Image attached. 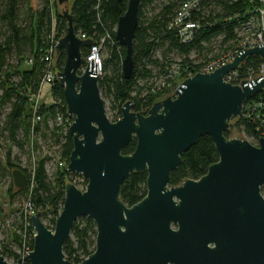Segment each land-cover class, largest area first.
<instances>
[{
    "label": "water",
    "instance_id": "1",
    "mask_svg": "<svg viewBox=\"0 0 264 264\" xmlns=\"http://www.w3.org/2000/svg\"><path fill=\"white\" fill-rule=\"evenodd\" d=\"M69 3L73 0H57L67 31L55 46L53 64L57 56H65L62 70H55L73 120L68 172L82 175L88 185L83 192L66 185L54 230L39 213L31 217L34 249L17 264H73L63 250L80 218H90L97 229L95 252L81 264H264V138L254 145L241 134L237 139L225 136L231 121L241 118L245 103L264 90V80L260 74L250 82L241 80V86L224 81L248 57L264 61V42L242 50L233 63L213 73L184 78L147 116L126 102L121 119L112 122L94 60L80 74L83 51L94 41L76 33ZM139 6L140 0H129L116 30L117 43L126 49V80L135 66ZM203 136L214 141L219 161L201 179L173 186L171 174ZM134 140L135 151L124 155ZM143 172L148 174L147 195L128 207L121 200L122 185L131 174ZM12 176L18 189L26 188L22 171ZM0 264H10L1 253Z\"/></svg>",
    "mask_w": 264,
    "mask_h": 264
},
{
    "label": "trees",
    "instance_id": "2",
    "mask_svg": "<svg viewBox=\"0 0 264 264\" xmlns=\"http://www.w3.org/2000/svg\"><path fill=\"white\" fill-rule=\"evenodd\" d=\"M189 1L191 0H140L138 27L133 43L135 66L129 80L123 76L126 49L116 41L118 22L126 14L129 0H73L72 4L69 3L76 33L92 39L97 45L104 41L103 48L107 52L106 58H103L99 88L101 94L111 100L112 110L117 111L119 117L127 101H134L137 111L147 113L154 103L169 97L170 94L165 91L158 94H153L152 91L158 81L167 77L174 65L198 69L201 65L189 60L192 53L208 57L213 53L214 43L217 49L225 48V53L236 46L237 22L233 18L244 13L249 0H218L214 5H201L199 11L194 12L190 18L191 22L199 23L201 28L195 32L192 43L182 44L176 31L171 30L169 25L183 4ZM57 5L54 0H0V106L8 105L5 121L0 125V147L3 137L21 149L24 142L29 140L34 117L30 98L37 95L44 72L42 50L48 46L54 29L58 40L67 31V21L61 12L54 10ZM158 51H161V58L156 57ZM89 52L90 48L84 50V56ZM174 56L184 58V61H175ZM30 60L33 61L32 64L29 63ZM259 62L257 56H250L248 59L249 65L253 67ZM64 63L65 56H57L56 70L61 71ZM261 95L264 96L256 95L253 101L258 100ZM52 98L53 105H42L38 109L37 114L42 120L35 131L40 132L41 125L49 131L50 124L54 123L52 137L59 139L57 155L59 160L69 162L74 143L69 131L56 122L58 116L68 117L64 89L57 79L52 86ZM111 120L118 121L117 118ZM233 122L235 125H232ZM235 127L255 143L259 138H264V117L232 120L230 129L225 133L228 139ZM22 132L24 140L20 139ZM136 145L137 141L134 140L123 150V154H132ZM218 161L219 153L214 141L209 136H203L183 155L181 165L171 174V184L178 186L186 180H199ZM15 168L22 170L15 164L9 149L5 155V164H0V179L9 176V170L14 171ZM69 176L66 167L57 168L51 180L43 160L37 166L34 187L28 191L34 208L38 211H41L39 207L42 208V220L50 230H54L56 220L63 210ZM147 178L146 172L133 173L124 181L121 200L126 206L132 207L146 197ZM18 191L23 193L26 190ZM262 192L264 194V188ZM47 207L52 209L54 215L48 222L45 213ZM28 228L30 233L27 243L33 249V228ZM96 238L95 223L90 218H80L64 246L65 258L73 264H81L95 252ZM0 253L6 258L5 252ZM10 257L15 262L21 260L16 253H10Z\"/></svg>",
    "mask_w": 264,
    "mask_h": 264
},
{
    "label": "built area",
    "instance_id": "3",
    "mask_svg": "<svg viewBox=\"0 0 264 264\" xmlns=\"http://www.w3.org/2000/svg\"><path fill=\"white\" fill-rule=\"evenodd\" d=\"M218 0H191L183 4V6L179 9L174 21L170 23L169 28L173 31H176L177 38L181 41L182 44L192 43L194 40V35L196 31L200 30V24L196 22H191L190 18L194 12L199 11L201 5L208 3L214 5ZM233 21L237 22L236 32L238 34V42L236 46L224 53L218 58L212 59L205 64H200L198 69L191 68L190 66L185 65L184 67L181 65H174L167 73V77L158 81L155 89L152 91L153 94L161 91H169V94H172L176 91L181 84L184 78H191L196 73L201 74H210L214 71L218 70L222 66H226L228 64L233 63L236 56L246 48H255L259 44L264 42V0H249L247 3V7L243 14H238L234 16ZM81 39H87L84 35H78ZM58 43V39H56L55 29L53 30L52 37L50 38L48 46L45 50H42L43 59L41 62L44 63V72L43 77L40 83V88L37 95L30 98V102L34 108V117L32 119V124L34 122H40L42 119L37 114L38 109L42 105H53L54 101L52 98V86L54 81L57 79L56 75V63L54 67V55H55V46ZM103 43L101 41L100 45L94 43V46L90 48V52L84 56V66L82 67L80 74L85 71L86 66L94 60V63L97 64V73L98 78L102 76L103 72ZM258 57V56H257ZM260 59L259 64L256 67L249 65L248 59L244 60L237 69L229 72L224 81L226 83L241 86V80L248 79V82L252 81L253 76L262 75L264 80V61ZM30 64L33 63L32 60L29 61ZM59 72V70H57ZM183 71V73H182ZM184 74V76H182ZM180 77V81H178ZM48 93H47V92ZM259 94H264V90ZM258 94V95H259ZM254 96L253 98H255ZM263 97V98H262ZM253 98L246 102L243 109V114L241 116L244 118H261L264 117V96L261 95L258 100L253 101ZM121 119V118H119ZM118 119V120H119ZM240 119V118H239ZM56 122L61 125L66 131L69 130L72 120L67 117L64 118L62 116H58ZM258 144V140L257 143ZM58 168L67 167V163L65 161H60L58 159ZM75 184L81 190L86 189L85 178L82 175H77V179L75 180ZM35 212L33 211L32 206L29 205V212L25 214L26 222L28 218L31 217ZM30 226V223H27ZM32 241L35 239V233L33 232V236H31ZM31 241V240H30ZM34 249V248H33ZM32 247H27L26 252L24 253L23 260L27 253L33 252ZM24 264H26L24 262Z\"/></svg>",
    "mask_w": 264,
    "mask_h": 264
},
{
    "label": "rangeland",
    "instance_id": "4",
    "mask_svg": "<svg viewBox=\"0 0 264 264\" xmlns=\"http://www.w3.org/2000/svg\"><path fill=\"white\" fill-rule=\"evenodd\" d=\"M54 1L57 3V0ZM56 7L57 8H54V10L57 9L58 13H60L58 5ZM56 36L58 37V34ZM63 36L64 35H61L60 38ZM212 50L213 53L209 54L208 57L198 56L197 54L192 53L189 57V60H191L193 64H205L211 59L216 58L222 53H225V48L224 50L217 49L216 43H214ZM106 52V48L104 47L102 50L103 58H106ZM160 56L161 51H158L156 53V57L161 58ZM173 58H175V61H184V58L178 56H174ZM182 76H184V74H182ZM178 79V81L181 80L180 77ZM165 92L170 93L166 90ZM158 93L159 92H157V94ZM1 94L2 92L0 90V96ZM101 96L106 106L108 118L110 120L115 118L118 120L121 118L122 116L119 117L117 115V111L112 110L111 100L104 97L103 95ZM7 111L8 105L0 106L1 126L5 121V115ZM232 125H235V122H233ZM50 126L54 127V123L50 124ZM40 128V132L29 135V140L24 142L23 149L18 146H14L11 142L6 140L5 137H3L0 147V164H5V155L8 153L9 149H11L12 159L14 160L15 164L18 167L26 169L28 172L32 171L34 163L38 165L44 160L46 162L47 174L50 179L53 180L54 174L57 171V167H55L54 159L50 158L49 154H53L54 148H58L59 139L50 137L49 131L45 130L42 125ZM239 134H241L245 140H248L250 143L254 142L253 144L257 145L255 141H252V139L246 137L237 127L233 128L231 135L233 136V139H237ZM20 139L24 140L23 132L20 135ZM14 170H18V168H15ZM12 171L13 170H9V176L0 179V252L3 251L7 254L5 259L8 263L17 264V262H15L12 257H10V253H16L20 257H23L27 247H29L27 242L30 229L25 223L24 214L29 212L31 197L28 193V190L20 193L15 187ZM39 210L42 211V208L39 207ZM45 213H47L46 222L54 218L52 209L49 207L46 208ZM20 259L23 260V258Z\"/></svg>",
    "mask_w": 264,
    "mask_h": 264
},
{
    "label": "flooded vegetation",
    "instance_id": "5",
    "mask_svg": "<svg viewBox=\"0 0 264 264\" xmlns=\"http://www.w3.org/2000/svg\"><path fill=\"white\" fill-rule=\"evenodd\" d=\"M101 93V92H100ZM102 95V94H101ZM128 102V101H127ZM133 103H134V105H135V107H134V112H136V113H139V114H141V115H143V116H147L148 115V112H149V110L152 108V106L150 107V109L148 110V112L147 113H140L139 111H137L136 110V103L134 102V101H132ZM106 107V106H105ZM121 116H122V114H121ZM120 116V117H121ZM72 120V119H71ZM73 121V120H72ZM39 123V121L38 122H34L33 124H32V132H31V134H35V133H38V132H36L35 130H36V126H37V124ZM55 125V124H54ZM54 127L52 126H50V129H49V135H50V137H52V132H53V129ZM69 131V130H68ZM258 145V144H257ZM50 155V158H52V159H54V162H55V167H57L58 168V159H59V157H58V155H57V149L56 148H54V151H53V154H49ZM61 161V160H60ZM64 161V160H63ZM66 162V161H65ZM67 163V167H66V169H67V172H68V164H69V162H66ZM37 164H33V167H32V171L31 172H28L26 169H24V168H21L22 170H20V169H18V170H20V171H22V173L27 177V186H26V188H24V189H18L16 186V188L18 189V190H31L33 187H34V180H35V177H36V170H37ZM45 167H46V162H45ZM47 170V169H46ZM15 171V170H14ZM23 171H26V172H23ZM13 172V171H12ZM69 173V172H68ZM69 177H68V181H67V183H66V185L67 184H74L75 186H76V188L78 189V190H80V191H85V190H81L79 187H77V185L75 184V180L77 179V175H79V174H70L69 173ZM13 177V176H12ZM84 178V177H83ZM13 182H14V179H13ZM85 184H86V188H87V185H88V181H87V179L85 178ZM15 185V184H14ZM30 194V193H29ZM30 197H31V195H30ZM30 206H32V208H33V211L35 212L32 216H34L35 214H37V213H39L40 214V218H41V221L43 222V220H42V213H41V211H38V210H36L35 208H34V206H33V204H32V202H31V200H30ZM31 216V217H32ZM31 217H29L28 218V221L26 222V219H25V214H24V220H25V223L27 224V223H30V226L33 228V226H32V224H31V221H30V219H31ZM45 225H46V223L45 222H43ZM47 227V226H46ZM174 230H177V228L176 227H174L173 228ZM33 232L35 233V236H36V232H35V230H34V228H33ZM34 248V247H33Z\"/></svg>",
    "mask_w": 264,
    "mask_h": 264
}]
</instances>
